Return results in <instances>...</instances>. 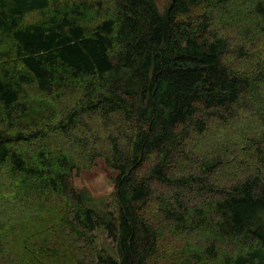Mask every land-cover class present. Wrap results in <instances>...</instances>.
<instances>
[{
  "label": "trees",
  "instance_id": "obj_1",
  "mask_svg": "<svg viewBox=\"0 0 264 264\" xmlns=\"http://www.w3.org/2000/svg\"><path fill=\"white\" fill-rule=\"evenodd\" d=\"M0 264H264V0H0Z\"/></svg>",
  "mask_w": 264,
  "mask_h": 264
},
{
  "label": "rangeland",
  "instance_id": "obj_2",
  "mask_svg": "<svg viewBox=\"0 0 264 264\" xmlns=\"http://www.w3.org/2000/svg\"><path fill=\"white\" fill-rule=\"evenodd\" d=\"M159 5L163 7L169 0H157ZM114 172L105 166L102 160L98 166L89 168L82 172V182L88 191L89 203L98 214H104L108 208L106 205V197L111 194L114 189L113 183ZM95 245L97 247L104 246L111 253L114 251L113 242L106 237L103 229L97 232Z\"/></svg>",
  "mask_w": 264,
  "mask_h": 264
}]
</instances>
